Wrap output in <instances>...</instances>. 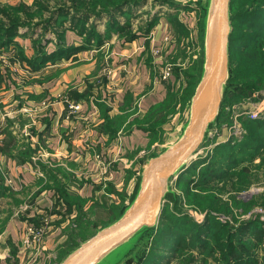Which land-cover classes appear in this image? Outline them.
I'll use <instances>...</instances> for the list:
<instances>
[{
	"label": "rangeland",
	"instance_id": "obj_1",
	"mask_svg": "<svg viewBox=\"0 0 264 264\" xmlns=\"http://www.w3.org/2000/svg\"><path fill=\"white\" fill-rule=\"evenodd\" d=\"M31 1L32 0H0V7H14L21 3L29 5ZM184 1L188 3V0ZM192 1L200 3V5L206 4V0ZM238 1L239 5H237L236 8L237 12L250 8L248 5L251 0ZM171 9V7L160 5L154 7L153 1L147 0L146 4L141 8L135 9L134 13L128 12L127 16H119L117 19L122 24L129 20L134 32L140 31V28H143V31L146 32L148 19L157 15L160 20V18L164 17L166 12L169 13ZM174 10H179V8ZM180 11L182 14L180 13L178 19L180 20V25H182L181 29H185L188 34H182L183 36H181L177 33L174 26H178V23H173L176 25H170V33L173 35L171 37H174V42L172 44L174 45L173 50L172 46L169 44V41L171 42L170 37L167 38L168 43L164 44V46H155L152 49L149 47V50L148 47H146L147 59L151 58L154 60L158 81H162L167 85V88L170 89L169 98L166 102L168 103L167 106H171L172 97L175 99L174 103L169 108V112L164 109L157 114H152L151 117L153 121L150 123L153 125L157 124V127H173L172 122L174 118L176 116H180L181 118L182 114H186V106L184 107V103H181V101L187 97L186 92L190 90L186 73L191 72V66H196V63L201 58V11L199 9L192 11L186 8H181ZM96 21L99 25L98 30L101 33H105L108 29L107 22L109 19L105 17ZM159 24L154 27L153 31L157 30ZM31 31H35V33H32L35 36L38 33L36 30ZM181 33L180 31V34ZM151 35L153 34L151 33ZM240 35H242V33L238 31V36ZM143 37L150 41V36L147 37V35H144ZM111 41H121L119 33L113 34L110 42ZM259 48H257L259 51L252 50V53L242 52L234 61V67L238 76L236 84L239 86L242 85V87L245 88L249 87L253 90L256 89V91H254V93L238 94V98L240 99H238L237 102H231L229 99L225 105L222 119L210 131L207 143L195 157L192 166L195 165L199 167L201 161L206 158L208 159L210 155L213 156V151L218 145L231 143L233 146L244 140L248 135V122L250 120H259L264 117V40L261 42ZM110 51H103V53L99 55V60L103 59L104 64L100 72H105L106 76L113 75V65L110 63L111 61L108 60ZM71 58L72 56L69 59L57 60L55 63L67 62L71 60ZM24 64V61H22L19 56V50L15 46L3 50L0 48V159L3 156L5 159L13 158L21 163L24 161L27 162L29 158H35L34 155H41V151H39L41 148H39V146L44 144L41 139L36 141V127L41 124L44 126L46 122V117L37 113L38 110L35 108L36 103L32 102L35 95H32L30 92H23L30 84H36L38 82L36 80H31L30 73L35 72V70L28 64L27 69L30 68L31 70L24 69ZM167 68H171L172 78L170 81H163V76ZM21 70H24V73L21 72ZM97 79H99L98 75L95 80ZM171 81L172 83L169 84ZM12 86L14 88H12ZM18 90H21L23 93L21 92V95H19V93H17ZM88 98L97 106H102L107 102L99 94L95 96L92 95ZM61 100L66 105V112L69 118H72L81 111L82 104L76 102L72 97L63 95ZM71 105L80 107V110L77 112L72 111ZM37 106L41 105L38 103ZM45 107H48L46 110L50 112L53 108V104L47 103ZM36 117L40 119L34 121ZM138 124L136 120H133L130 122L129 128H134L138 126ZM125 132L126 130L123 128L120 130L119 134H126ZM176 138L177 135H174L170 140L164 142L161 138L157 137L158 140L165 143L163 148H157L155 145H151L144 151L139 150L134 153L136 155L142 153L141 169L137 171L139 177L144 169L147 158L162 151L165 147L172 144ZM162 142L159 144L162 145ZM126 153L127 151L124 155H126ZM216 154H219V152ZM95 157L98 163L102 159L100 154L95 155ZM127 159L128 156L123 158V160ZM248 161L247 159L244 163L249 168L248 173H242L234 178L228 175L226 181L224 180L217 185L194 186L200 177L203 179L211 177V171L207 172L204 169L202 170V166L199 167L196 172H191L188 177H184L182 182H179L181 178L180 180L178 177L174 178L171 185L177 195L181 196L182 214H187L194 220L203 222L210 211L212 214L219 216L220 220L230 221L232 226L236 228L248 221L260 220L264 222V164H262L264 159H262V157H257L253 163ZM78 170L79 169L67 170L51 165L49 167H44V172H47L50 177L52 176L54 185L50 186L49 182L43 185L42 181H40L37 184L39 187L38 191L32 192L29 188L24 187L20 190H16L11 182L6 186L8 171L6 166L2 165L0 161V185L2 187L0 190V252L3 248H9V251L15 249L10 254L11 258L9 260L16 259L17 256L21 254V245L13 247L15 245L11 238H5L7 226L15 219L24 220L27 218L26 213L28 211L26 212L23 209L25 207L31 208L33 206L32 204H37L40 201H37V199L41 196L42 192L47 189L52 188L55 190V205L53 210L51 212L48 211V214L35 216L31 223L38 228L45 229V247L44 250L41 249L42 251L39 252L32 251L31 256L34 257L29 264H59L66 252L75 247L77 243L84 238L92 235L95 229L111 222L116 217L117 212L131 199L130 196L132 195H128L124 190L119 191L113 186V182H111L109 176H102L103 173L101 172V168L99 171L102 174L94 184L95 188H97L96 193H103V197L100 199H104V203L98 200L90 202L88 199L83 200L82 198H76V196L70 192L72 189L71 187L74 186L77 188V186H79L78 183L84 181L83 178H85L84 175H81L82 179L77 176ZM210 170L212 169L210 168ZM44 172L42 174H44ZM90 179L92 180V178ZM243 179H247L245 185L242 184ZM85 180L87 179L85 178ZM188 183L190 185H188ZM59 187H61L63 191L60 192ZM69 199L82 207L79 214L75 215L73 218L72 215L74 213L68 207L70 201L68 202L67 200ZM164 208L166 211V218L159 230L155 231L156 234L149 233L145 237H142L136 245H126L122 247L102 264H139L138 257L134 256V254L138 253V256H141L145 255V252L146 255H149L148 258L144 259L143 264H217V262L213 261V257L193 253L190 251L191 249L184 247L193 242V231L185 233L184 230L177 229V217L175 214L172 215L173 206L171 203H167ZM113 209H115V214ZM84 219L88 221L87 226L84 225L86 222ZM192 226L191 224L188 227L191 228ZM179 232L184 233L183 238L177 234ZM55 233L57 244L53 251H49L46 245L47 240ZM178 246L179 249L177 250Z\"/></svg>",
	"mask_w": 264,
	"mask_h": 264
},
{
	"label": "crops",
	"instance_id": "obj_2",
	"mask_svg": "<svg viewBox=\"0 0 264 264\" xmlns=\"http://www.w3.org/2000/svg\"><path fill=\"white\" fill-rule=\"evenodd\" d=\"M174 9L172 8L169 13L166 12L160 20L157 16L156 25L160 23L159 27L157 30L151 31L153 35L151 33L149 35L151 49L155 46H164L168 43L167 38L170 37L169 44L173 50L174 37H171L173 35L170 33V25L181 24L178 19L181 8ZM174 27L177 29V26ZM20 33L24 35L27 30H21ZM139 35L140 37L133 42L109 41L100 50L82 51L67 62L48 64L41 70L30 73L31 80L38 82L30 84L23 92L35 95L32 102L36 103L37 113L46 117L44 126L41 124L36 127V141L41 139L44 145L39 146L41 155H34L35 158H29L27 162L21 163L16 159H5L2 156L0 161L8 171L6 186L11 182L16 190L24 187L29 188L32 192L38 191L37 184L40 181L43 185L49 182V185L53 186L52 176L50 177L47 172H44V167L51 165L67 170L79 169L77 176L79 178L81 175L85 176L87 180L83 178L84 181L79 182L77 188L71 187L70 192L76 198L88 199L90 202L98 200L104 203V199H100L103 197V193H96L97 188L94 184L102 173V176H109L117 190H124L128 195L132 194L139 178L137 171L141 169L142 165V153L139 155L134 153L139 150L144 151L151 145L163 148L164 142L179 134L186 117V114H182L181 118L176 116L172 122L173 127H162L164 134L159 137H163L164 142L158 139L153 140V134L143 127L129 128L130 122L133 120L144 119L153 108L166 104L170 93L167 85L157 79L154 60L147 59L148 40L143 37L144 35ZM36 36L28 33L27 36L16 38L17 43L25 49L29 58L34 56L32 41ZM46 39L53 40L54 36L47 35ZM66 40L68 45L78 46L82 43V38L71 31L66 34ZM54 50V44H49L48 51L53 52ZM103 51H110L108 60L113 65V75L106 76L105 72H100L104 64L103 59L99 60V55ZM23 68L27 69V63ZM21 72L24 73V70ZM97 75L99 79L95 80ZM12 88L14 87L12 86ZM21 92V90L17 91L19 95ZM98 94L107 101L106 104L97 106L88 98ZM63 95H68L82 104L81 111L72 118L67 116L66 105L61 100ZM38 103L41 106H37ZM47 103L53 104L50 112L46 110L48 109L45 107ZM38 119L40 118L36 117L34 121H38ZM123 128L126 130V134L121 135L119 132ZM161 142L162 145L159 144ZM126 151L127 153L124 155ZM99 154L102 159L98 163L95 155ZM125 156H128L127 160H123ZM100 168L102 173L99 171ZM43 172L44 174H42ZM38 200L40 201L37 204H32L31 208L23 209L28 211L27 218L24 220L15 219L7 226L5 238H11L15 245L13 247L21 245L22 233L27 226L32 225L35 216L48 214L53 210L55 190L47 189L42 192ZM70 203L68 207L74 213L73 218L79 214L82 207L73 201ZM56 244L55 233L48 238L46 245L49 251H53ZM14 250L9 251V248H3L0 252V264H29L32 262L22 254H19L16 259L9 260L10 254Z\"/></svg>",
	"mask_w": 264,
	"mask_h": 264
},
{
	"label": "trees",
	"instance_id": "obj_3",
	"mask_svg": "<svg viewBox=\"0 0 264 264\" xmlns=\"http://www.w3.org/2000/svg\"><path fill=\"white\" fill-rule=\"evenodd\" d=\"M146 1L147 0H33L29 5L21 3L14 7H0V48L3 50L15 46L19 50L21 60L31 66L35 71H38L48 64H56L55 62H57V60L69 59L78 52L92 49L100 50L111 40L112 35L115 33H119L121 40L124 42H133L140 37L139 34L149 37L151 31L158 22L157 15L148 19L146 32L143 31V28H140V31L134 32L129 20L122 24L117 19L119 16H127L128 12L134 13L135 9L143 7ZM152 1L154 7L160 5L175 9L186 8L192 11L199 9L202 14L200 21L201 58L196 63V66H191L193 68H191L192 71L186 73L190 90L186 92V99L181 101V103H184V107H187L201 77L203 29L206 12L202 9L200 3L193 2L192 0H188V3H185L186 1L184 0ZM237 5H239V1L232 0L231 20L233 32L230 37V79L225 90L221 114L217 123L222 119L225 105L229 99L231 102H237L238 99H240L238 98V94L254 93V91H256V89L253 90L249 87L245 88L242 87V85L239 86L236 84L238 76L234 67V61L237 56L244 51L252 53V50L259 51L260 49L259 46L264 40V0H251L248 5L250 8L241 10L240 12L236 11ZM105 17L109 19L107 22L108 29L105 33H101L98 30L99 25L96 20ZM181 28L182 25L179 24L176 29L179 35L183 36L188 34L185 29L182 30ZM21 30H27V33L22 35L20 33ZM31 30L38 31V36L33 38L32 41L34 56L29 58L24 48L17 43L16 38L19 36H27L28 33H35V31ZM179 30L182 32L181 34ZM69 31L75 32L82 38V43L80 45L67 44L66 34ZM238 31H241L242 35L238 36ZM47 35H53L54 39H46ZM51 43L55 46L53 52L48 51V46ZM149 46L148 41L147 47ZM174 100L175 99L172 97L171 106ZM167 105L168 103L153 108L144 119H136V122L139 123L138 127H143L153 134V140L158 137L163 141V137H159V135L164 133L162 132V127H157V124L153 125L150 123L153 121L151 116L153 113L157 114L164 109L169 112L171 106ZM248 123V135L244 140L233 146L231 143L218 145L213 151V156L210 155L208 159L206 158L201 161L199 167L202 166L201 169L207 172L211 171V177L208 179L200 177L194 185L195 187L210 186L211 184L217 185L224 180L226 181L228 175L234 178L242 173H248L249 168L244 164L247 159L250 163H253L257 157H262V159H264V117L255 121L250 120ZM217 152H219V154H216ZM157 154L158 153H155L152 156H156ZM193 164L194 162L180 175L181 181L179 182H182L184 177H188L191 172H196L198 170L199 167L195 165L192 166ZM262 164H264V161ZM210 168L212 170H210ZM246 182L247 179H243L242 184L245 185ZM188 185L190 184L188 183ZM1 189L2 187L0 185V190ZM59 191H63L61 187H59ZM70 200L71 199L67 201L69 202ZM181 200V196L177 195L176 191L167 197V203H171L173 206V214H171H175L177 217V229H182L185 233L188 231H193L194 233L193 242L184 247L191 249L190 251L193 253L213 257V261L217 262V264H264V222L260 220L248 221L236 228L232 226L230 221L220 220L219 216L212 214L210 211L203 222H198L189 215L182 214ZM125 207L126 205L117 212L116 217L111 222L95 229L92 235L84 238L82 241L78 242L75 247L66 252L63 259L76 249L81 242L93 236L98 229L116 221L121 216ZM113 212L114 214L116 213L115 209H113ZM165 218L166 211L164 208L157 229L145 231L142 237H145L149 233L154 234L155 231H158L160 226L164 223ZM84 221H86L84 225L87 226L88 221ZM191 224L193 226L191 228L188 227ZM177 234L183 238L184 233L179 232ZM178 249L179 246L177 250ZM148 255L149 254L146 255V252L145 255L141 256H138V253L134 254V256L138 257L139 264H143L144 259L148 258Z\"/></svg>",
	"mask_w": 264,
	"mask_h": 264
},
{
	"label": "water",
	"instance_id": "obj_4",
	"mask_svg": "<svg viewBox=\"0 0 264 264\" xmlns=\"http://www.w3.org/2000/svg\"><path fill=\"white\" fill-rule=\"evenodd\" d=\"M231 5L232 0L201 4L206 12L202 72L176 140L147 160L121 216L81 242L59 264H102L122 247L136 245L145 231L159 226L167 197L175 192L172 180L195 161L221 114L230 79Z\"/></svg>",
	"mask_w": 264,
	"mask_h": 264
},
{
	"label": "built area",
	"instance_id": "obj_5",
	"mask_svg": "<svg viewBox=\"0 0 264 264\" xmlns=\"http://www.w3.org/2000/svg\"><path fill=\"white\" fill-rule=\"evenodd\" d=\"M171 78H172V70L171 68H167L166 73L163 76V81H168V80L170 81ZM71 110L77 112L80 110V107L71 105ZM44 236H45V229L38 228L34 225L27 226L24 232L22 233L21 254L25 256L27 259H30L32 261V258L34 257L31 256L32 251L39 252L44 250L45 247Z\"/></svg>",
	"mask_w": 264,
	"mask_h": 264
},
{
	"label": "bare ground",
	"instance_id": "obj_6",
	"mask_svg": "<svg viewBox=\"0 0 264 264\" xmlns=\"http://www.w3.org/2000/svg\"><path fill=\"white\" fill-rule=\"evenodd\" d=\"M189 105V104H188ZM188 105L186 107L187 111H188ZM187 111H186V114H187ZM148 160V159H147ZM147 162V161H146ZM181 175V174H180ZM180 175L178 176V178H180Z\"/></svg>",
	"mask_w": 264,
	"mask_h": 264
}]
</instances>
